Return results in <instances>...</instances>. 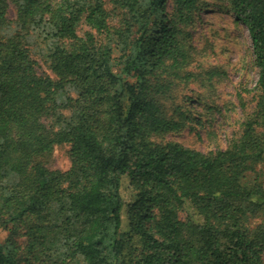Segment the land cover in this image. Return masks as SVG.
I'll use <instances>...</instances> for the list:
<instances>
[{
  "label": "trees",
  "instance_id": "obj_1",
  "mask_svg": "<svg viewBox=\"0 0 264 264\" xmlns=\"http://www.w3.org/2000/svg\"><path fill=\"white\" fill-rule=\"evenodd\" d=\"M223 1L255 103L203 153L164 141L190 115L162 104L195 78L200 0H0V264H264V0Z\"/></svg>",
  "mask_w": 264,
  "mask_h": 264
},
{
  "label": "rangeland",
  "instance_id": "obj_2",
  "mask_svg": "<svg viewBox=\"0 0 264 264\" xmlns=\"http://www.w3.org/2000/svg\"><path fill=\"white\" fill-rule=\"evenodd\" d=\"M104 1L107 10H111L107 0ZM200 3L201 10L189 29L196 56L188 71L194 73L195 78L185 86H178L174 98L162 104L169 116L174 115L175 106H180L190 115L185 127L166 134L164 141L207 153L224 149L229 141L240 134L242 120L254 107L251 90L256 84L258 71L254 66L247 31L234 21L226 3L223 0H200ZM8 18L11 21L15 18L11 5ZM118 19L113 18L111 24L116 26ZM86 31L87 27L81 26L78 34L83 35ZM38 51L36 47L31 50L32 57L38 63L37 72L51 75L44 60L37 55ZM113 69L118 72L117 65ZM123 103L127 108L126 100ZM196 117L200 119L199 124L195 122ZM68 151L66 145L55 147L47 167L67 171L70 167ZM7 235L8 231L0 226V243ZM16 241L21 247L26 243L24 237Z\"/></svg>",
  "mask_w": 264,
  "mask_h": 264
}]
</instances>
